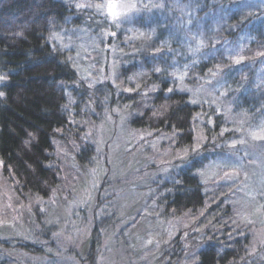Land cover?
Returning a JSON list of instances; mask_svg holds the SVG:
<instances>
[{"label": "rangeland", "instance_id": "374dc122", "mask_svg": "<svg viewBox=\"0 0 264 264\" xmlns=\"http://www.w3.org/2000/svg\"><path fill=\"white\" fill-rule=\"evenodd\" d=\"M60 1L71 2L77 10L87 13L90 19L87 20L90 25L55 30L49 41L65 52L81 80L91 81V89L99 86L104 93L103 106L95 101L94 109L92 103L82 109L91 116L90 120L86 118L91 128L86 127L85 136L93 145L95 157L87 158L79 148V156L86 161V167L76 165L74 180L67 178L68 173L61 183L66 188L64 192L59 191L63 194L55 193L47 197L17 190L16 183L4 177L0 163V251L6 250V257L0 258V264H197L196 254L203 246L188 242V235L193 224L194 232H204L205 225L199 222V226L194 216L163 218L156 205L159 199L156 188L145 189L158 178L173 182V173L183 164L171 163V166L157 160L152 163L150 157L144 159L141 155L147 156L155 151L161 141L150 139L145 133L139 137L143 140L140 148L127 155L128 114L122 106H108L109 90L112 88L115 93L122 91L118 88L114 71L127 64L118 60L121 50L116 45L126 47L127 51L129 46L130 49L135 48L141 42H146L141 45L147 46L148 42L144 39L149 37V44L154 45L159 39L157 44L164 48L166 41L179 43L183 39L179 36L181 32L192 33L196 43L192 47L185 45L184 55L177 54L178 50L173 53L178 56L181 66L169 65L171 79L193 103L204 104L206 108L214 105L218 112L214 115L221 118L217 133L211 134L213 138L198 139L190 147V154L197 153L206 144L210 150L205 153L207 160L197 170V175L206 193L224 194L225 198L219 195L214 199L216 204L220 201L214 220L221 227H230L231 214L232 220L237 218L248 225L242 228V223L235 224L241 237H248L251 243L246 263L264 264V121L256 115L246 119L245 115L234 112L232 108L238 91L247 92L253 88L264 92V55L255 53L247 57L250 61L245 60L241 51L250 38L245 33L228 37L223 57L231 64L230 70L234 73L231 78L244 70L247 73L239 80L241 89L228 77L223 79L222 75L198 76L196 81L191 82L186 72V67L196 66L215 53V43L220 35L233 32L234 27L227 26L226 22L228 10L235 12L238 18L259 12L262 13L259 18L264 20V0H235V6L232 4L227 8L226 3L232 0H210L208 6L211 2H222L225 9L219 8L213 19L203 27L205 33L202 38L195 37L191 23L203 6L198 4L194 8L190 0ZM109 4L115 5L112 9L117 13L115 19L108 14ZM97 5L102 8L98 9ZM155 13L160 16L156 24L146 27H141L139 22L137 24L140 16L150 17ZM208 20V16L204 15L202 22ZM154 27H161L163 36L158 38L159 28L152 33ZM204 42L211 44L212 50L207 53L200 47ZM125 50L123 53H126ZM162 54L166 56L170 51ZM0 77L2 98L1 85L5 77L1 71ZM125 78L128 80L129 75ZM246 81H250L252 86L247 87L249 84ZM71 102L73 106L75 102ZM237 103L242 102L239 100ZM249 103L253 104L251 98L243 104ZM209 120L212 122V119ZM210 121L207 124L211 127ZM72 123L77 127L76 120ZM196 130L200 132V123ZM55 151L57 155L69 158L68 145H56ZM152 165H156L152 171H141ZM68 167L72 172V166ZM71 184L74 188H70L72 192L67 197V185ZM12 216L15 218L11 219ZM203 236L197 235L196 239H203ZM18 242L32 243L36 250L42 249V255L37 251L31 255L13 247L3 249L5 244ZM177 245L180 247L171 251L169 258L161 260L163 248Z\"/></svg>", "mask_w": 264, "mask_h": 264}, {"label": "trees", "instance_id": "16d2710c", "mask_svg": "<svg viewBox=\"0 0 264 264\" xmlns=\"http://www.w3.org/2000/svg\"><path fill=\"white\" fill-rule=\"evenodd\" d=\"M209 1L190 0L194 8L198 4L203 6L193 16L191 23V29L197 38L203 37V27L213 19L216 11L219 8L225 9L222 2H211L208 6ZM234 3L235 0L227 2L226 8ZM227 13V26H233V32L219 36L215 43L216 51L213 55H208L207 60L198 62L196 66L186 67L187 77L191 82L196 81L198 76L222 75L223 79L228 77L241 89L239 80L246 77V70L231 78L234 74L230 70L231 64L223 57L226 40L228 37H237L238 33H245L250 38L246 48L241 51L245 60L250 61L247 57L255 53L264 55V20L259 18L262 13L246 18H238L235 12L231 13L229 10ZM204 15L209 20L202 22ZM87 20H90L87 13L77 10L67 1L0 0V71L5 77L1 85L3 96L0 98V163L4 177L13 180L17 190L41 197L60 194L66 189L61 186L65 176L69 173L67 178L74 180L77 176V171H74L76 165L86 167V161L79 156V148L86 153L87 158L95 157L93 145L85 136L86 127H89L86 118L90 120L91 116L82 109L89 103L93 106L95 101L103 106L104 93L99 86L91 89V81L81 80L68 62L65 52L49 41L55 30L81 24L90 25ZM138 20L137 24L139 22L141 27H146L145 25L156 24L160 16H156V13L150 17L142 15ZM156 28L160 30V38L163 30L161 27H154L152 33H155ZM179 36H183L179 43L166 41L164 48L157 44L159 39L154 45L149 44V37L144 39L148 42L147 46L141 45L146 42L131 49L129 46L128 53L126 47L116 45L121 50L118 60L127 64L114 71L116 83L122 91L115 93L112 88L109 90L108 106H122L128 114V142L125 145L127 155L134 154L140 148L143 140L139 137L141 133H145L149 134L150 139L161 141L155 151L147 156L141 155L144 159L150 157L152 163L157 160L168 165L183 164L173 173V182L158 178L145 189L156 188V196L159 197L156 205L163 218L194 216L198 225L201 222V225H205L204 232H194L193 224L188 235V242L203 246L196 254L197 264H256L254 261L246 263L251 243L248 237H241L239 227L235 226L242 223L241 227L244 228L248 225L237 218L232 220V214L229 218L233 225L228 223L229 228L221 227L214 220L220 202L216 204L214 199L219 195L224 197V194L206 193L197 175V170L207 160L205 153L210 151L208 145L202 146L197 153L189 152L198 139L201 141L202 138H213L211 134L217 133L221 118L214 115L218 113L214 105L206 108L204 104L193 103L185 93L177 89L176 81L171 79L169 65L181 66L178 56L173 53L178 50L177 54L184 55V46L192 47L196 43L190 32H181ZM200 47L204 53L212 50L208 42L202 43ZM124 50L126 53H123ZM161 51H170V54L163 56ZM255 64L256 62L253 65ZM126 75H129L128 80ZM246 83L249 84H246L247 87L252 86L250 81ZM236 95L232 107L234 112L245 115L246 119L256 115L264 121V92L250 88L247 92L238 91ZM249 98L253 100V104H243ZM239 100L242 103L238 105ZM71 101L75 102L73 106ZM74 120L77 121V127L72 123ZM209 121L211 127L207 124ZM198 123L201 126L200 132L196 130ZM132 141L135 143L131 144ZM59 144L68 145L69 158L57 155L55 146L59 147ZM68 165L72 166V172H69ZM155 167L156 165L147 166L141 171L147 173ZM71 187L74 188L72 184L67 185V197L71 195ZM262 209L264 215V206ZM14 218L12 216L11 219ZM200 234L204 235L203 239H196ZM3 247L7 250L13 247L31 255L36 251L41 255L43 252L40 248L36 250L32 243H10ZM179 247H162L161 260L169 258L171 251ZM5 253L6 250L0 251L1 259L6 257Z\"/></svg>", "mask_w": 264, "mask_h": 264}, {"label": "snow or ice", "instance_id": "6c2138e0", "mask_svg": "<svg viewBox=\"0 0 264 264\" xmlns=\"http://www.w3.org/2000/svg\"><path fill=\"white\" fill-rule=\"evenodd\" d=\"M97 8L100 9V8H102V6L101 5H97ZM113 8H115L114 4H109L108 5V9H109V13L108 14L111 15L115 19L116 16H117V13L112 11ZM0 78H2V77H0ZM0 95H2V93H0Z\"/></svg>", "mask_w": 264, "mask_h": 264}]
</instances>
